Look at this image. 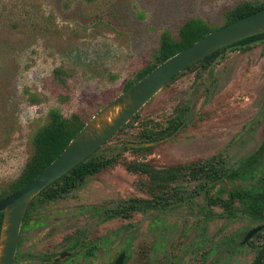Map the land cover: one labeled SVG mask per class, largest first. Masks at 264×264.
I'll list each match as a JSON object with an SVG mask.
<instances>
[{
	"label": "rangeland",
	"instance_id": "obj_1",
	"mask_svg": "<svg viewBox=\"0 0 264 264\" xmlns=\"http://www.w3.org/2000/svg\"><path fill=\"white\" fill-rule=\"evenodd\" d=\"M243 1L262 0H0V190L20 174L33 151L32 136L51 109L88 121L155 62L163 30L177 37L191 17L218 27L224 12ZM136 114L97 151L116 158L114 166L55 200L34 197L17 249L25 257L13 264L58 256L79 232L83 246L57 264H111L120 252L122 264H249L246 247L233 256L220 244L215 248L230 231L217 215L222 207L199 190V179L172 183L180 202L169 207L127 218L112 210L132 197H152L148 177L128 170L129 162L163 168L216 157L225 172L264 145V43L228 48L211 66L184 69ZM162 129L171 133L142 135ZM145 142V155L129 148ZM262 176L264 169L244 182L223 177L211 194L225 199L231 189L258 184ZM245 224L239 219L231 227ZM88 245L94 247L89 255Z\"/></svg>",
	"mask_w": 264,
	"mask_h": 264
},
{
	"label": "trees",
	"instance_id": "obj_2",
	"mask_svg": "<svg viewBox=\"0 0 264 264\" xmlns=\"http://www.w3.org/2000/svg\"><path fill=\"white\" fill-rule=\"evenodd\" d=\"M264 8V0L258 1H243L236 4L233 8L224 12L223 23L221 25L230 23L231 21L253 13L257 10ZM220 25V26H221ZM219 27V26H218ZM217 27L211 26L204 19L200 17H191L186 19L179 27L177 37H173L168 30H163L160 33L159 47L154 56L155 62L143 66L137 74L127 80L122 88V91L130 87L133 83L139 80L142 76L151 71L157 64L164 61L166 58L189 46L209 31ZM261 41L264 43V32L243 38L237 42L231 43L219 50H216L197 62L191 64L186 69L193 67L196 64L202 66H211L213 59L223 54L228 48L236 47L239 49H246L251 44ZM182 72V71H181ZM179 72V73H181ZM178 73V74H179ZM177 74V75H178ZM177 75L171 78L174 79ZM137 116L135 114L122 128L124 129L132 119ZM85 121L80 115L74 113L70 116H64L59 110L51 109L48 112V120L46 123L37 128L34 132L31 143L33 151L25 165L23 166L20 174L9 182L5 187L0 190V198L16 191L30 180H32L39 172H41L52 160H54L66 147L70 139L82 128ZM117 131V132H118ZM171 133V132H170ZM167 130H143L142 135L148 139H154L155 136H167L170 134ZM101 148V147H100ZM99 148V149H100ZM130 149L142 152L143 155L148 151L146 142L140 145L129 146ZM97 149L79 164L74 166L66 174L55 180L52 184L47 186L37 196H46L50 198H57L61 195L70 193L78 185H80L85 178L100 172L102 169L114 166L117 159L114 157L104 158L97 155ZM264 151V145L260 146L255 154L242 166L232 171L223 172L220 170L216 163L213 161H196L195 163L180 164L171 167L155 168L146 161H134L126 164L128 170L145 174L148 177L145 183L146 190L152 196L148 199H141L132 197L126 201V204L112 210L115 213H120L124 218H127L133 211H146L151 208H166L180 200L177 194L180 191L177 187L171 186L172 183L178 181L180 178L186 179H199L197 186L200 191H204L209 197L210 204L217 203L222 207V211L217 213L219 217H225L227 214L233 213L232 211H249L255 214L258 211L264 210V197L263 180L258 184H250L248 186L239 185L228 192L225 199H220V196H213L211 190L215 188L216 183L224 178H232L244 180L249 176H253L258 169H264V160L261 155ZM256 165V166H254ZM174 190V192L172 191ZM192 194V193H191ZM187 194V196H191ZM234 197L231 199V197ZM248 197L245 199V197ZM52 199H46L50 201ZM237 200V202H235ZM34 202L31 200L29 206ZM234 206H231V204ZM28 210V209H27ZM27 213V212H26ZM26 213L23 221L26 219ZM126 215V216H125ZM234 215V214H233ZM3 213L0 212V228Z\"/></svg>",
	"mask_w": 264,
	"mask_h": 264
},
{
	"label": "water",
	"instance_id": "obj_3",
	"mask_svg": "<svg viewBox=\"0 0 264 264\" xmlns=\"http://www.w3.org/2000/svg\"><path fill=\"white\" fill-rule=\"evenodd\" d=\"M264 32V8L221 25L166 58L130 87L103 105L70 139L62 152L32 180L0 198V264H13L22 220L31 200L66 174L122 128L172 77L208 54L243 38ZM212 68L209 69L210 77ZM251 231L246 239L252 234ZM261 252L253 264H260ZM65 256V253L60 257ZM120 252L112 264H122Z\"/></svg>",
	"mask_w": 264,
	"mask_h": 264
},
{
	"label": "flooded vegetation",
	"instance_id": "obj_4",
	"mask_svg": "<svg viewBox=\"0 0 264 264\" xmlns=\"http://www.w3.org/2000/svg\"><path fill=\"white\" fill-rule=\"evenodd\" d=\"M133 145L136 146L138 144L135 143ZM255 153L256 152L252 153L251 156L247 157L243 162L239 163V165L236 168H233V169H237L240 166H242L243 164H245L252 157V155L255 154ZM261 155L262 156H260V157H262L263 160H264V151H263V153H261ZM215 159H216V157L213 158V160H212L213 163H216ZM254 166H256V165H254ZM219 168H220V170H222L221 167H219ZM233 169H227L226 168L225 171H232ZM260 180H263V182H264V176H262L259 179V181ZM242 181L244 182L245 179L244 180L242 179ZM263 191H264V186H263ZM42 198H43V200H46L48 198L49 199H52V200H55V198H50V197H46V196H42ZM57 198H60V197H57ZM233 198L234 197L232 196L231 199H233ZM247 198L248 197L246 196L245 199H247ZM260 198L264 199V197H260ZM235 202H237V200H235ZM231 206H234V204L232 203ZM28 208H29V205H28L27 209ZM27 209H26V212L28 211ZM100 209L101 208H99V207H96L95 208V210H96V212L98 214L100 213L99 211H102ZM232 212L233 213L227 214L225 217H223L224 219H226V224L228 225L227 226V229H229V231H230L228 233V237H226V240L227 241L224 244L222 242H220L218 244L216 243L217 245H216L215 248H217L219 246V244H220V247H222L225 250H227V252L229 254H232V256H233V254H239L241 248L246 247L252 253V258L249 261V264H253L255 262V260L257 259L258 255L261 252H263L262 257H261L260 264H264V234H263L264 233V210L258 211L255 214H252L249 211H245V210L232 211ZM239 219L245 220V222H246L245 226H243V228L240 229V230L232 229V227H231L232 224H234L237 221H239ZM23 222L24 221L22 220L20 232L25 227V224H24L25 222L24 223ZM251 231H254V232H252V234L250 235V237H248L246 239V236ZM81 234L82 233H80V232L79 233H76V235H75L76 237L74 236L75 238H73V239L70 240L71 243L69 242L70 244H69L68 248H66L67 250H62L58 254V256H52V254L45 253L42 256L41 261L39 262V264H57L60 260H63L64 258L68 257L70 255V253H71L69 251L70 249H72V248H74L76 246H80V247L83 246V244H84L85 241H83V236L81 237ZM72 241H74V242H72ZM20 242H21V236H20V233H19L18 245H19ZM221 243H222V245H221ZM88 246H87V249H86V252H85V254H87V255H89L90 253L92 254V251L94 249V247L92 245H88ZM17 249H18V247H17ZM63 253H65V256L60 257L61 254H63ZM24 255L25 254L22 253L19 256V253H17V250H16V254H15V257L14 258H19V257L22 258V257H25ZM26 255H28V254H26ZM115 259H114V261H115ZM19 264H29V263H27L26 261H22Z\"/></svg>",
	"mask_w": 264,
	"mask_h": 264
}]
</instances>
